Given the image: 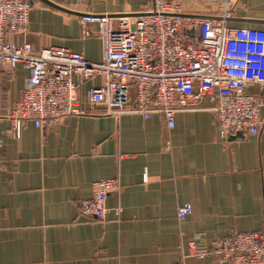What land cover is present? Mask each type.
I'll return each instance as SVG.
<instances>
[{
    "label": "crops",
    "instance_id": "crops-1",
    "mask_svg": "<svg viewBox=\"0 0 264 264\" xmlns=\"http://www.w3.org/2000/svg\"><path fill=\"white\" fill-rule=\"evenodd\" d=\"M32 1L27 32L10 38L92 62L103 44L84 15L153 9V0ZM229 25L264 30V0H238ZM27 75L22 65L0 68V264H234L190 257L188 244L264 233V125L258 135L223 137L207 100L178 111L174 128L160 114L105 115L86 101L102 84L96 75L74 78L86 115L42 128L28 122L16 136L9 117ZM247 92L264 97L258 85ZM107 179L120 190L108 196L105 218L83 215L92 184ZM185 204L192 213L181 222Z\"/></svg>",
    "mask_w": 264,
    "mask_h": 264
},
{
    "label": "built area",
    "instance_id": "built-area-1",
    "mask_svg": "<svg viewBox=\"0 0 264 264\" xmlns=\"http://www.w3.org/2000/svg\"><path fill=\"white\" fill-rule=\"evenodd\" d=\"M238 0H153V9L135 16L88 14L83 24L100 28L103 57L87 60L63 47L39 50L10 37L27 32L32 0H0V68L22 65L28 71L24 91L9 117L20 136L26 123L42 128L87 114L77 94L81 80L102 77L86 101L105 115L135 112L144 118L160 114L169 128L178 111L204 108V101L221 126V135H258L264 125V97L247 92L264 90V30L231 27ZM79 82V84H80ZM120 190L116 179L92 184V197L82 200L83 215L103 220L106 201ZM192 213L178 210L184 222ZM188 256H216L234 264H264V233H237L210 247L192 241Z\"/></svg>",
    "mask_w": 264,
    "mask_h": 264
}]
</instances>
